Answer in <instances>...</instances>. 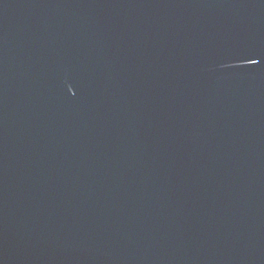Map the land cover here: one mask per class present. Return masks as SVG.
Segmentation results:
<instances>
[{"label": "water", "instance_id": "95a60500", "mask_svg": "<svg viewBox=\"0 0 264 264\" xmlns=\"http://www.w3.org/2000/svg\"><path fill=\"white\" fill-rule=\"evenodd\" d=\"M0 264H264V0H0Z\"/></svg>", "mask_w": 264, "mask_h": 264}]
</instances>
